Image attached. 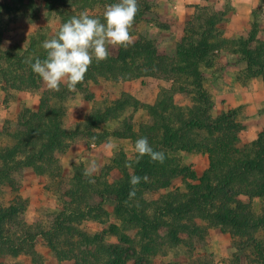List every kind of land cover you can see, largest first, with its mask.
Listing matches in <instances>:
<instances>
[{
  "label": "trees",
  "instance_id": "obj_1",
  "mask_svg": "<svg viewBox=\"0 0 264 264\" xmlns=\"http://www.w3.org/2000/svg\"><path fill=\"white\" fill-rule=\"evenodd\" d=\"M0 1H5L9 10L19 6L34 10L38 0ZM42 1L44 8L58 13L62 24L84 10L98 16L91 11L98 7L105 10L107 5L118 2ZM138 3L135 21L153 14L151 0ZM195 9L198 11L185 22V35L177 43L175 57L161 53L153 39L139 35L127 47L109 46L108 58L99 63L93 60L84 81L76 86L90 98L87 83L100 77L115 81L158 75L174 78L171 89L163 90L154 104H145L150 122L143 123L138 132L127 127L115 134L132 137L134 143L139 137H147L154 150L164 152L163 163L148 156L137 163V154L130 160L121 152L114 161L123 176L113 183L103 176H85L82 163L74 165L73 176L62 175L61 154L70 142L78 138L99 142L111 135L97 128L127 107H138L140 102L131 95L117 99L105 111L91 112L84 122L68 129L66 101L72 90L62 83L59 91L43 92L39 109L23 110L14 124L8 121L0 131V264H22L2 261L21 254L36 260L40 256L35 243L38 235L60 261L152 264L147 257L158 245L176 246L188 240L202 244L211 227L254 242L252 264H264V242L254 236L264 230V131L252 142L242 143L240 133L246 124L239 118L238 109L216 116L211 113L212 99L204 87L202 72L204 65L212 63L214 51L222 47L247 61L245 80H264V39L258 37L255 23L248 36L227 40L217 26L226 19L224 12L210 13L199 4ZM3 35L0 27V86L6 92L41 88L42 78L26 61L46 57L41 45L49 37L33 35L26 47L3 48ZM180 151L209 154L210 164L200 177L182 163L177 155ZM28 168L47 175L61 199L62 210L48 228L35 230L25 220L28 205L20 191ZM133 175L141 177V181L135 186V194L130 195ZM90 179L94 182L90 183ZM177 180L182 184L174 187ZM7 192L10 200L2 197ZM255 200L263 204L258 213L254 210ZM106 201L116 203L119 224L109 226L118 237L114 245L106 244L103 233L92 234L79 227L86 219L106 222L110 215L104 206ZM234 264H241L238 254Z\"/></svg>",
  "mask_w": 264,
  "mask_h": 264
},
{
  "label": "crops",
  "instance_id": "obj_2",
  "mask_svg": "<svg viewBox=\"0 0 264 264\" xmlns=\"http://www.w3.org/2000/svg\"><path fill=\"white\" fill-rule=\"evenodd\" d=\"M155 1H161L164 6L165 13L159 14L160 17L158 19L163 22V25L165 24V29L160 27L162 24L158 23L159 25L157 26L164 33L161 41L166 45L170 43L177 44L183 39L185 35L184 23L194 13L196 5H203L206 2L204 0H152L151 3L153 4ZM230 3L232 7L230 13L226 15V19L218 24L222 37L227 40L246 37L256 23L259 28L258 37L263 40L264 0H230ZM258 9L259 13L256 16L255 12ZM149 17L151 18L152 16ZM158 50L161 53L168 54V51L167 53L164 52L163 47H159V45ZM172 50H175V47ZM172 50L170 49V54L174 55L175 51ZM211 58L212 63L204 65L202 68L204 87L212 99L211 113L216 116L224 111L238 109L239 118L246 124V128L240 133L241 141L242 143H250L257 139L259 134L264 131V80L262 77L245 80L243 76H245L244 73L248 67L247 61L227 48L221 47L217 49ZM114 83L117 84L116 91H118V95H116L117 97L110 104L103 107H95V103L102 99L100 96L103 93H108L106 88L110 87L111 84L107 82V78L100 77L96 82L92 80L88 81L87 87L91 95L90 98L87 97V93L77 88L70 92L67 98L68 101H66L67 115L71 111L75 122L69 125L66 124V115L65 126L68 129L75 128L78 124L84 122L86 117L95 110L105 111L107 107L125 95H131L135 100L140 102V105L138 107L129 106L125 110H122L118 117H112L102 122L97 130L111 132V135L107 136L104 140L99 142L90 138L72 140L67 150L61 154L63 176H73L74 165L76 164L82 163L87 168L92 161H95L97 171L92 176H103L101 174L103 172L102 169L106 171L110 166L109 168H116L121 172V176L119 177L121 178L123 176L122 170L112 156L124 151L125 153H133L135 158L136 152L132 137L115 134L124 132L127 127H131L133 131L138 132L143 123L150 122L152 118L145 104H154L163 90L171 89L175 81L174 78L158 75L141 76L114 81ZM46 90L49 89L42 86L39 89L11 90L6 92L0 86V131L4 129L8 121H16L23 110L29 109L35 111L39 109L43 92ZM72 96L78 98L77 101L82 100L86 102L82 109L84 110V114L81 117L82 110L78 104L72 102L74 106L68 107ZM129 108H132L135 114L146 111L148 113V115L146 114L147 119L145 121L141 120L138 123L135 121L133 124L130 123V116H124ZM116 120L120 121L121 127L117 129L110 128L109 124ZM109 144L113 145V147L109 148ZM180 153L183 155L187 154L181 160L186 166H191L194 159H197L200 155L207 160V164L202 170L203 172L210 164L208 153L189 151H180ZM25 173L27 177L34 175L35 177L43 178L45 182L49 180L47 175H38L31 168L26 169ZM198 176L200 177L201 174L198 173Z\"/></svg>",
  "mask_w": 264,
  "mask_h": 264
},
{
  "label": "rangeland",
  "instance_id": "obj_3",
  "mask_svg": "<svg viewBox=\"0 0 264 264\" xmlns=\"http://www.w3.org/2000/svg\"><path fill=\"white\" fill-rule=\"evenodd\" d=\"M203 6L207 7V11L210 13L221 10L224 12L225 16L230 13L232 8L230 0H207L204 2ZM19 7L20 8L9 10L5 1H0V27L1 30L4 31L2 43L3 48H13L16 45L26 47L33 35L37 36L38 34H41L46 38H50L56 33L60 25H62L58 13L51 9L47 10L44 8L42 0L37 1L34 10L23 6ZM163 7L161 1L153 2L151 7V11L153 12V15H151L152 17L150 18L148 15L145 20L142 18L141 20L135 21L130 29V34L133 41H135L139 35L153 39L157 47L159 45V47H163L164 52L167 53L168 51V54L166 55L175 57L177 53V44L170 43L166 45L162 42L161 39L164 33L160 30L161 28H158L157 26L162 24L160 27L165 29V24L163 25V22L158 19V17H160L159 14L165 13ZM196 11L198 10L195 9L194 12ZM91 12L95 15L103 16L104 8L98 7ZM258 13L259 9L256 10L255 15L257 16ZM197 22H201V20L197 18ZM174 47L175 50H172ZM170 49L175 51L174 55L170 54ZM114 81L115 80L111 78H107V82H110L111 84L110 87L106 88L108 93H103L100 96L102 99L95 103V107H103L110 104L113 99L117 97V84H115ZM43 86L45 88L47 87L45 83H43ZM71 99L68 107L74 106L72 103L74 102L81 107V110L83 109L86 102L82 100L77 101L78 98H74L73 96ZM72 114L73 113L70 111V114L67 115L66 124L68 125L75 122ZM83 114L84 110L81 111L80 117ZM146 114L148 115L146 111L135 114L133 109L129 108L124 116H130V123L133 124L134 121L136 123L141 120L145 121L147 119ZM14 122L11 123L14 124ZM109 127L115 129L120 128V121H113L109 124ZM121 152L125 153L124 151ZM125 154L127 159L132 160L134 158L133 153ZM177 155L181 160L187 156V154L183 155L180 152H178ZM116 156L117 153L114 154L112 158L116 159ZM206 164V158L200 155L197 159H194V162L188 167L198 176V173L202 175V170ZM102 171L101 174L104 179L110 183L115 182L121 176V172L116 168H108L106 171L102 169ZM181 184L182 181L177 180L174 187L181 186ZM20 193L22 197L26 199L28 205V209L25 213L26 222L35 230L50 227L54 223L58 212L62 210L63 207L61 199L52 186V180L49 178V180L45 182L41 177H35L34 175L27 177L25 173L23 187ZM2 197L6 200H10L11 198L8 192ZM104 206L110 214L106 222L103 223L97 220L86 219L80 223L79 227L92 234L103 233L106 244L114 245L118 242V237L111 233L109 226L119 224L115 214L116 203L113 201H106ZM262 207L263 204L260 200L254 201L255 212H260ZM106 219L107 217L105 220ZM203 224H205V222H203ZM254 236L257 241L264 242V230L256 232ZM35 243L40 255L36 260L28 254H21L16 258L10 257L7 260L2 259V261L20 262L22 264H74L73 260H58L54 251L49 247L42 236H37ZM157 245L158 244H156V246ZM255 245L254 242L248 241L246 237L243 238L234 235L233 233L226 232L220 227H211L208 229L206 240L202 244L197 245L194 241L188 240L176 246L162 244L160 247V245H158L155 250L156 252L154 251L155 253L153 252L152 255L147 258L150 259L152 264H220V262H223V264H234V258L236 254H238L241 259V264H252L256 253Z\"/></svg>",
  "mask_w": 264,
  "mask_h": 264
},
{
  "label": "clouds",
  "instance_id": "obj_4",
  "mask_svg": "<svg viewBox=\"0 0 264 264\" xmlns=\"http://www.w3.org/2000/svg\"><path fill=\"white\" fill-rule=\"evenodd\" d=\"M138 11V0H118L107 5L102 19L84 10L78 16L69 18L53 36L42 42L41 46L46 51L44 59L37 57L34 62L32 59L26 62L49 90L59 91L62 83L69 90H75L84 81L93 60L99 63L108 58L109 46L127 47L133 42L130 29ZM108 147L113 145L109 144ZM134 149L137 163L144 156L159 163L166 158L164 152L153 149L147 137H139ZM96 171L97 164L92 161L83 174L91 177ZM140 181L141 177L131 176L129 182L133 191L130 195L135 194V186ZM89 182L94 181L90 179Z\"/></svg>",
  "mask_w": 264,
  "mask_h": 264
},
{
  "label": "built area",
  "instance_id": "obj_5",
  "mask_svg": "<svg viewBox=\"0 0 264 264\" xmlns=\"http://www.w3.org/2000/svg\"><path fill=\"white\" fill-rule=\"evenodd\" d=\"M220 264H223V262H220Z\"/></svg>",
  "mask_w": 264,
  "mask_h": 264
}]
</instances>
